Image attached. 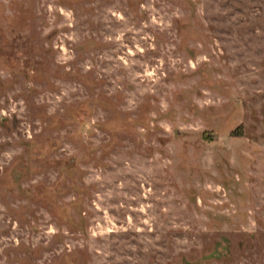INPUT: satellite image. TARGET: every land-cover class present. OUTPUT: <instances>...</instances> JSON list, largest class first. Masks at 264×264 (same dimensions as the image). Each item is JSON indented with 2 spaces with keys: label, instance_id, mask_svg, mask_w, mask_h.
Segmentation results:
<instances>
[{
  "label": "rangeland",
  "instance_id": "rangeland-1",
  "mask_svg": "<svg viewBox=\"0 0 264 264\" xmlns=\"http://www.w3.org/2000/svg\"><path fill=\"white\" fill-rule=\"evenodd\" d=\"M0 264H264V0H0Z\"/></svg>",
  "mask_w": 264,
  "mask_h": 264
}]
</instances>
